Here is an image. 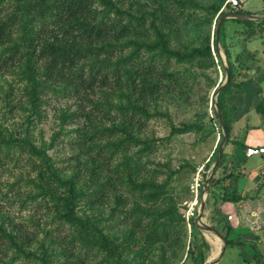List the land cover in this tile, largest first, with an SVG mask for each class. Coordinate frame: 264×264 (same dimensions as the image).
I'll return each mask as SVG.
<instances>
[{
	"label": "rangeland",
	"instance_id": "obj_1",
	"mask_svg": "<svg viewBox=\"0 0 264 264\" xmlns=\"http://www.w3.org/2000/svg\"><path fill=\"white\" fill-rule=\"evenodd\" d=\"M142 1L148 4L144 6L146 9L156 4L153 0ZM246 3L244 12L250 10L251 13L258 14L257 12L263 9L264 0H247ZM98 4L100 8H105L102 0H99ZM226 4L227 0L222 9ZM236 23L238 22L229 19L226 21V33L223 38H220L218 48L220 56L222 54L220 59L224 66L228 65L225 46L230 48L234 62L243 49L251 53L247 61H245L247 56L244 54L242 61L234 63L238 69L235 83L223 95L225 103L232 107V113L237 105L231 97L236 94L238 88H244L246 94L263 89L262 94L258 95H263L264 98V71L261 75L253 71L251 78L242 76L246 63H251L250 65L257 63L264 69V32H258L250 39L242 36L235 37L230 34L235 32ZM202 26L203 24L200 23L192 24L188 30L190 34H180L169 29L163 32L170 47L181 48L185 44L201 41L203 30H206ZM216 27L213 23L210 29L211 45H215ZM180 35L184 36L180 37ZM190 39L192 41L189 42ZM131 48L130 45L126 50ZM214 59L215 65H209L204 69L202 66H197L198 69L195 71L199 75L198 78L193 79V84L191 83L193 91H187L180 99H158L152 105H144L136 98L135 93H131L126 87L120 88L114 95L109 94L106 98L98 99V106L102 108L99 111L103 117L100 119L98 112L95 111L93 118L98 121L96 127L100 131L106 128L107 132L104 133L105 139L95 144L106 146L109 152L107 157L111 156L110 159L98 161L101 178L113 176L117 164L123 167V164L134 160H138L140 164L134 167L132 174L128 175L125 181L115 184L114 190L111 191L112 196L104 206L102 219L97 224L105 235L122 237L123 246L128 251L124 252L119 248H109L104 245L96 247L97 249L91 255L90 264H142L143 260L146 264H201L200 261L204 259L206 261L218 256L222 240L220 241L207 231H205L208 234L207 238L201 236L198 227L193 225L189 227L184 216L186 203L191 197L189 185L192 176L196 168L203 164L206 165V174H208L217 159H215V150L221 140L220 121L213 118L217 112L214 92L226 80L227 73L218 63L215 52ZM191 64H187V68H194ZM41 79H43L41 73L28 68L26 64L16 68H5L0 73V134L6 137V141L10 140L12 133L15 139L27 142L26 145L19 146L16 143L4 144L0 140V152L8 153L3 161L4 165H0V195L2 197L0 224L5 222L8 224L12 218L23 220L25 223L29 221L26 223L27 227L34 226L38 232L32 243L21 244L20 248L13 247L8 250V255L2 253L4 256L1 255L0 264H44L47 257L56 260L50 264H62L64 259L61 251L69 246L68 242H71L69 232L74 230V235L79 234L74 229L75 226L60 213L64 210L57 209L61 207V201L58 204L57 199L39 194L35 199H28L24 206L22 194L17 193L20 191L11 188L13 185L29 190L34 186L32 181L36 173L32 171L30 159L27 157L30 147L43 150L53 157L57 168L68 165L74 169L73 165L78 162L77 158L84 163L89 156L94 158L96 154L89 153L90 148L83 141L82 127L85 126V119L76 114L79 111L76 98H70L68 94L53 96L50 91L41 89L38 98L34 100V83H38ZM229 98V102H226ZM217 100H219L218 96ZM133 110H136L138 114L132 115ZM258 113H252L250 122L259 121L260 134L261 130H264V118ZM211 125L217 129L211 131ZM252 134L257 135L256 131ZM17 155L19 158L11 159L12 156L18 157ZM254 158H260V156L255 155ZM18 160H22L21 164ZM244 166L249 167V163ZM69 173L66 174L70 175ZM33 176L34 178L30 179ZM22 178H24L22 183H19ZM85 180L92 184L88 173L86 176L83 175L82 180H78L79 188L82 187L86 193L92 192L94 188L91 189L89 182ZM53 183L55 181H52ZM158 184H162V188H159ZM155 186L158 187L155 188ZM60 188L65 187L61 185ZM256 198H260L258 203L249 201V207L259 212L253 219L252 226L259 230L263 240L247 241L244 237H239L237 233L234 239L241 246L234 248L229 246L221 264H257L249 255L253 250L261 251L264 262V198L261 192ZM88 202V197H84L81 200L78 199L75 205V214L83 220L86 216L95 213ZM173 204L176 205L178 214L184 219L175 225V228L180 230V234L181 231L183 234L179 237L180 245L176 246L173 253L169 249L170 246L161 241L156 245L155 252L149 253V248L141 254L140 245L136 241L133 240L134 244H131L126 241V237H123L134 229V223L137 220L149 218L150 221H158L156 229L161 232L163 240L166 237L163 230L169 222L168 219L163 218ZM37 207H40L41 211H37ZM161 213L163 214L160 216ZM95 216L96 214L92 218ZM242 216L244 218L245 214ZM93 222L90 221L89 224ZM214 237L218 247L213 243ZM244 243L248 244V247L243 248ZM149 254L151 256L145 259ZM244 254L248 257H244ZM149 258L152 260L148 261Z\"/></svg>",
	"mask_w": 264,
	"mask_h": 264
},
{
	"label": "trees",
	"instance_id": "obj_2",
	"mask_svg": "<svg viewBox=\"0 0 264 264\" xmlns=\"http://www.w3.org/2000/svg\"><path fill=\"white\" fill-rule=\"evenodd\" d=\"M153 1L156 4L146 9L144 6L148 4L142 0H102L105 8L99 7V0H0V73L5 68H16L26 64L28 68L39 71L43 77L38 83H34V100L38 98L41 89L50 91L53 96L68 94L70 98H76L79 105L76 114L85 119V126L82 127L83 141L88 144L89 153H96L94 158L89 156L84 163L77 158L78 162L73 165L74 169L68 165L58 169L53 157L43 150L30 147L27 157L30 159L32 171L36 173L35 179L34 176L30 177L34 186L29 190L23 189L22 186H11L13 190L20 191L17 193L22 194L24 206L28 199H35L39 194L57 199L58 204L61 201V207L57 209L64 210L60 213L79 232L76 235L73 233L74 230L69 232L71 242H68L69 246L61 251L64 259L62 264H90L91 255L96 247L102 245L128 251L123 246L122 237L105 235L97 224L102 219L104 206L111 198L115 184L125 181L126 177L132 174L134 167L140 163L134 160L123 164V167L117 164L113 176L101 178L98 161L110 159L111 156L107 157L109 152L106 146L95 144L105 139L104 133L107 132L106 128L100 131L96 127L98 121L93 118L95 111L98 112L100 119L103 117L99 111L102 108L98 106V99L106 98L109 94L114 95L123 87L135 93L136 98L144 105H152L158 99H180L187 91H193L191 83L193 84V79L199 75L195 71L198 69L197 66L204 69L216 64L214 52L217 53L218 63L226 72L216 46V39L215 45H211L210 29L213 23L217 26L224 14L232 11L244 12L243 9L233 8L228 3L222 9L226 0ZM228 19L245 26L243 31L245 39L252 38L258 32H264V20L227 18L223 22L220 38L226 33L225 23ZM194 23L203 24L202 27L206 28L199 43L185 44L181 48H172L168 45V39L163 31L169 29L180 34H190L188 30ZM182 36L184 35H180ZM130 45L132 48L126 50ZM224 49L228 58L230 77L226 87L218 94V103L230 134L233 121L232 107L225 103L223 95L235 83L238 69L234 63L243 60V52L236 56L234 62L230 48L225 46ZM187 64L194 68H187ZM135 114L138 112L133 110L132 115ZM213 118L220 121L217 112ZM211 127V131L217 129L214 125ZM219 130L222 138L221 127ZM5 138L0 134V140L4 144L16 143L19 146L27 144L26 141L15 139L12 133L10 140L6 141ZM229 141L228 138L227 143ZM220 142L221 140L215 150V159L218 157ZM7 156L8 153L0 154L1 166L4 165L3 161ZM17 158L19 156L11 157ZM18 161L21 164L22 160ZM67 172H70V175L66 174ZM88 173L92 184L88 180L85 182H89V187L94 189L86 193L82 187L79 188L78 180H82L83 175L86 176ZM23 179L19 180V183H22ZM221 180V177H216L215 171L209 184L213 194L216 193V189L212 187ZM52 181L55 183L52 184ZM61 185L65 188L61 189ZM162 186L160 184L159 188ZM84 197L89 199L88 203L91 205L89 207H92L96 214L94 218L93 214L83 220L74 212L76 202ZM229 199H233V196L223 198ZM1 201L0 195V208ZM36 209L41 211L40 207ZM163 219L169 221L163 230V233H166L163 240L161 232L156 229L158 221L153 222L149 218L137 220L134 229L123 237L131 244L136 241L140 245L141 254L149 248V253L155 252L156 245L161 241L169 245L173 253L176 246L180 245L179 237L183 234V231L180 234L175 225L184 219L178 214L175 204L170 206ZM90 221L94 222L89 224ZM26 223L12 218L8 224L6 222L0 224V257L4 256L2 253L8 255L7 252L11 248H20L21 244L26 245L36 239L38 234L36 228L34 226L29 228ZM192 225L196 226L194 220ZM230 231L231 227H227L225 231L227 238ZM229 242L233 241L230 239ZM244 245L248 246L245 243ZM150 256L147 255L145 259ZM252 257L255 263L264 264L261 251L253 250ZM52 262L56 260L47 257L44 264ZM200 262L203 264L205 259ZM142 264L146 262L143 260Z\"/></svg>",
	"mask_w": 264,
	"mask_h": 264
},
{
	"label": "crops",
	"instance_id": "obj_3",
	"mask_svg": "<svg viewBox=\"0 0 264 264\" xmlns=\"http://www.w3.org/2000/svg\"><path fill=\"white\" fill-rule=\"evenodd\" d=\"M246 2L247 0H242L240 9H246ZM247 11L252 12L250 10ZM263 12L264 5L262 11L257 13L261 14ZM234 29L235 32L230 35L244 38L243 31L245 26L242 23H236ZM244 54L247 56L245 60L247 61L251 53L247 49H243V56ZM245 61L244 63H246ZM250 64L246 63V69L242 70V76L251 78L253 71H256L259 75L263 74L264 69L260 65L257 63ZM244 83L245 79L243 80V85ZM244 91V88H238L236 94L231 97L237 107L233 112V125L229 134L230 141L225 144L221 166H218L215 170L216 177L224 178L219 184L212 187L216 189L215 194L209 191L204 214V220L220 229L225 235L227 227H231L228 241L231 239L233 242L228 243L227 250L229 246H233V248L241 246L234 239L237 233L239 237H244L247 241L263 240L259 230L252 226V221L259 212L249 207V201L258 203L260 198H256V196L260 192L264 198V156L259 155L260 158H254L255 156L247 157L245 154V149L250 145H264V130L262 129L260 134L258 132L259 121H256V123L250 122L254 112H259L258 115L260 114L264 118V98L263 95H258L262 94L263 89L255 90L252 93L248 92L247 94ZM228 100L230 98L226 102H229ZM260 107L262 108L260 109ZM254 131H256L257 135L252 134ZM246 163H249V167L244 166ZM231 195L233 199L223 200L224 196L230 198L232 197ZM242 214H245L244 218ZM229 215H232L231 219H229ZM198 229L201 236L208 237V234H205L206 230ZM209 233L210 235H215L212 232ZM242 247L246 248L248 246L242 245ZM244 255V257H248V255ZM249 255L252 257V252ZM225 256L226 253L218 264H221Z\"/></svg>",
	"mask_w": 264,
	"mask_h": 264
},
{
	"label": "water",
	"instance_id": "obj_4",
	"mask_svg": "<svg viewBox=\"0 0 264 264\" xmlns=\"http://www.w3.org/2000/svg\"><path fill=\"white\" fill-rule=\"evenodd\" d=\"M227 18H238V19H241V20L262 21V20H264V14H253V13L238 12V11H232V12H228V13L224 14L220 18V20H219V22L217 24V27H216V31H215L216 46L218 48L220 47V32H221V28H222L223 22ZM221 57H222V54H221ZM225 69H226V73H227L226 80L218 88H216V90L214 92V95H215V106H216V109H217V115H218V118L220 120V124H221V127H222V138H221V142L219 144L218 157H217L215 163L213 164V166L211 167L210 171L207 174V180H206V185H205L206 197L209 194V184H210L211 178H212L216 168L222 162V159H223V156H224V147H225V144H226V142L228 141V138H229L228 129H227V125H226V122H225V119H224V115H223L222 109H221V107H220V105L218 103V100H217L218 94L226 87V85H227V83L229 81V77H230V75H229L230 73L229 72L230 71H229L228 65H225ZM206 199L207 198H205L202 201L201 208H200V211H199V214H198V217H197V224L196 225L200 229H203V230H206V231L214 233L218 238H220L222 240V246L220 248L218 256H216L213 259L206 260L203 264H218L221 261V259L223 258V256L225 255V253H226L229 241H228V238L226 237V235L220 229H218L217 227L207 223L204 220V214H205V208H206Z\"/></svg>",
	"mask_w": 264,
	"mask_h": 264
},
{
	"label": "built area",
	"instance_id": "obj_5",
	"mask_svg": "<svg viewBox=\"0 0 264 264\" xmlns=\"http://www.w3.org/2000/svg\"><path fill=\"white\" fill-rule=\"evenodd\" d=\"M227 3L233 7L238 8L241 6V0H227ZM245 154L247 157L255 155L264 156V145H250L245 149ZM207 171L206 165L203 164L196 168L195 173L192 176L189 190L191 193L190 199L186 203L185 207V218L189 224V227L192 226V221L194 220L197 224V217L201 208L202 201L207 198L205 192V185L207 180ZM232 218V215H229V219Z\"/></svg>",
	"mask_w": 264,
	"mask_h": 264
},
{
	"label": "bare ground",
	"instance_id": "obj_6",
	"mask_svg": "<svg viewBox=\"0 0 264 264\" xmlns=\"http://www.w3.org/2000/svg\"><path fill=\"white\" fill-rule=\"evenodd\" d=\"M206 234V233H205ZM216 238H218L216 235H214ZM213 238V243L215 244V246L216 247H218V245H217V240H216V238ZM220 241H221V239L220 238H218ZM222 242V241H221ZM221 246H222V243H221ZM221 248V247H220ZM219 251H220V249H219ZM217 252V249H216V251H215V253H214V255L216 256V253ZM219 253V252H218Z\"/></svg>",
	"mask_w": 264,
	"mask_h": 264
}]
</instances>
